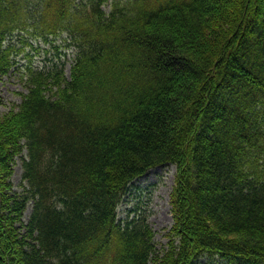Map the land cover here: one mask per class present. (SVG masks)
<instances>
[{
  "label": "trees",
  "instance_id": "1",
  "mask_svg": "<svg viewBox=\"0 0 264 264\" xmlns=\"http://www.w3.org/2000/svg\"><path fill=\"white\" fill-rule=\"evenodd\" d=\"M103 4L0 0V79L23 24L74 51L67 73L49 41L55 57L26 65L27 92L0 117V264H264V0ZM169 164L159 250L147 217L118 206Z\"/></svg>",
  "mask_w": 264,
  "mask_h": 264
},
{
  "label": "rangeland",
  "instance_id": "2",
  "mask_svg": "<svg viewBox=\"0 0 264 264\" xmlns=\"http://www.w3.org/2000/svg\"><path fill=\"white\" fill-rule=\"evenodd\" d=\"M113 0H104L102 7L109 10ZM124 1V0H123ZM21 9V8H20ZM28 22V21H27ZM65 33L48 35L49 41L59 46V51L66 63L69 73L74 51L69 48V40H65ZM22 39V40H21ZM24 39L29 42L25 43ZM8 43L13 44V67L0 79V117L12 109L17 110L23 94L27 92L24 71L26 65L46 67L55 57L56 50L50 42L42 36H37L34 29L21 25L15 28L6 37ZM176 166L174 164L160 165L149 169L141 177L131 181L118 206V217L121 220H130L145 215L154 232V242L162 250L167 242V233L172 228L175 218L172 211V193L175 185ZM13 189L21 191L25 181L22 180V165L20 157H16L14 171L11 177ZM31 211V204L25 211L24 220L27 221Z\"/></svg>",
  "mask_w": 264,
  "mask_h": 264
}]
</instances>
